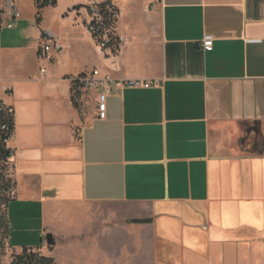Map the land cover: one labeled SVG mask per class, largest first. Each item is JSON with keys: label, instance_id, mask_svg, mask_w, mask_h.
<instances>
[{"label": "crops", "instance_id": "1", "mask_svg": "<svg viewBox=\"0 0 264 264\" xmlns=\"http://www.w3.org/2000/svg\"><path fill=\"white\" fill-rule=\"evenodd\" d=\"M10 1L9 242L56 235V264H264V0H112L115 55L87 28L89 0ZM45 32L61 45L48 59ZM91 69L111 77L104 119L98 91L71 101Z\"/></svg>", "mask_w": 264, "mask_h": 264}, {"label": "trees", "instance_id": "2", "mask_svg": "<svg viewBox=\"0 0 264 264\" xmlns=\"http://www.w3.org/2000/svg\"><path fill=\"white\" fill-rule=\"evenodd\" d=\"M4 1V0H0ZM56 0H37V6L43 7L46 4H54ZM86 12H91V7H96L100 14V21L92 18L90 24L94 25L97 29L92 34L93 38L97 43H102V51L109 52L110 54H117L121 45V38L116 31V22L118 17V8L112 0H93L92 4L86 3L83 5ZM3 9L0 7V29L2 24ZM105 34V37H103ZM82 75V74H81ZM77 76L71 80L72 94L71 101L74 106H77L79 94H80V83L79 77ZM13 130V111L10 106H6L0 100V163L9 165L8 158L10 156V149L7 148L5 141L11 135ZM10 167V166H9ZM9 188H13L14 182L12 177L7 180ZM11 201V197L6 200L5 211L8 202ZM7 216V212H6ZM8 221V218H7ZM9 228V227H8ZM38 246H26L20 247L21 251L13 256L11 264H56L52 256L41 254L38 251Z\"/></svg>", "mask_w": 264, "mask_h": 264}, {"label": "built area", "instance_id": "3", "mask_svg": "<svg viewBox=\"0 0 264 264\" xmlns=\"http://www.w3.org/2000/svg\"><path fill=\"white\" fill-rule=\"evenodd\" d=\"M93 0H89L88 3L92 4ZM10 7L13 8L12 14L15 15V10L11 1L9 0ZM87 13V12H86ZM92 18L100 21L101 17L98 13L96 7H91V12L87 13V28L89 29L91 35L96 32V28L94 25L90 24ZM43 41L40 46L41 57L42 58H50L49 51L51 48L61 49V45L57 43L50 32H45L43 34ZM105 37V34H103ZM97 43V42H96ZM97 45L101 48L102 43H97ZM213 46V39L210 35H205L201 41V47L204 51H210ZM102 50V49H101ZM44 72V69L40 70ZM111 82V77L107 73H102L98 69H91L82 73L79 77L80 89L82 90H96L97 99H96V109H97V117L100 119L105 118L106 114V97L109 91V86ZM152 82L150 81H142V80H126L120 81L117 83L118 86L123 87H149ZM6 92V91H5ZM1 100V99H0ZM4 104V103H3Z\"/></svg>", "mask_w": 264, "mask_h": 264}, {"label": "rangeland", "instance_id": "4", "mask_svg": "<svg viewBox=\"0 0 264 264\" xmlns=\"http://www.w3.org/2000/svg\"><path fill=\"white\" fill-rule=\"evenodd\" d=\"M2 3L7 2L9 4V0L0 1ZM11 177V171L9 165L0 163V264H11L13 256L15 254L20 253V247L23 245L26 246H38V251L41 254L52 256L56 263V255L58 248V239L57 236H53V243L51 245L46 244L45 239L41 240L40 237L36 236V241H31V235L23 236L21 240H24L26 243H22L19 245L20 247H14V244L9 242V223L7 221L6 211H5V203L8 198L12 196L11 188H9V183L7 180ZM13 238V235H12ZM21 238L19 235L15 237L18 241ZM14 240V239H13ZM43 245L42 249H40L39 245Z\"/></svg>", "mask_w": 264, "mask_h": 264}, {"label": "water", "instance_id": "5", "mask_svg": "<svg viewBox=\"0 0 264 264\" xmlns=\"http://www.w3.org/2000/svg\"><path fill=\"white\" fill-rule=\"evenodd\" d=\"M41 240L42 239H40V243H41ZM45 241H46V244L51 245L53 243V236L50 233H47L45 235Z\"/></svg>", "mask_w": 264, "mask_h": 264}]
</instances>
